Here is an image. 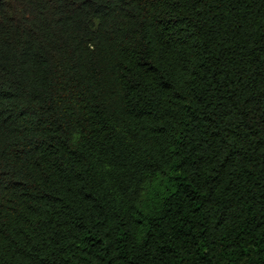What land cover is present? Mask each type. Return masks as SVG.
<instances>
[{"label":"trees","instance_id":"16d2710c","mask_svg":"<svg viewBox=\"0 0 264 264\" xmlns=\"http://www.w3.org/2000/svg\"><path fill=\"white\" fill-rule=\"evenodd\" d=\"M0 264H264V0H0Z\"/></svg>","mask_w":264,"mask_h":264}]
</instances>
